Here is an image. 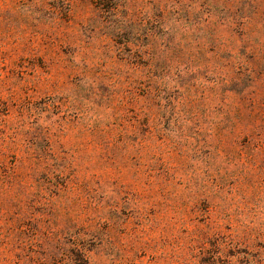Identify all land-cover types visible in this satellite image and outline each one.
Instances as JSON below:
<instances>
[{
  "label": "rangeland",
  "instance_id": "1",
  "mask_svg": "<svg viewBox=\"0 0 264 264\" xmlns=\"http://www.w3.org/2000/svg\"><path fill=\"white\" fill-rule=\"evenodd\" d=\"M0 264H264V0H0Z\"/></svg>",
  "mask_w": 264,
  "mask_h": 264
}]
</instances>
